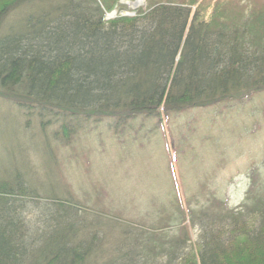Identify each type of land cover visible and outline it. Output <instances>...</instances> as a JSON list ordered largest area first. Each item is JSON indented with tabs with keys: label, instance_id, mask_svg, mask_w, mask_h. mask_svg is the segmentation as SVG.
<instances>
[{
	"label": "trees",
	"instance_id": "16d2710c",
	"mask_svg": "<svg viewBox=\"0 0 264 264\" xmlns=\"http://www.w3.org/2000/svg\"><path fill=\"white\" fill-rule=\"evenodd\" d=\"M193 1L131 16L117 5L108 19L106 0H0V99L43 131L58 127L55 139L69 147L94 114L125 128L264 91V2L247 4L244 17L234 0ZM23 142L15 147L26 156L0 170V264H264L258 168L238 207L213 199L189 218L200 232L196 254L186 250L179 198L158 220L111 210L102 196L87 205L55 148L44 142L35 169Z\"/></svg>",
	"mask_w": 264,
	"mask_h": 264
},
{
	"label": "rangeland",
	"instance_id": "374dc122",
	"mask_svg": "<svg viewBox=\"0 0 264 264\" xmlns=\"http://www.w3.org/2000/svg\"><path fill=\"white\" fill-rule=\"evenodd\" d=\"M106 1L114 3L107 15L111 19L118 15L117 5L128 9L120 15L131 16L157 2L185 4L193 0ZM261 2L264 0H234L233 10L247 17V4ZM211 12L212 8L206 10L205 17ZM11 104L0 99V170L12 160L17 165L26 156L15 147L20 141L30 149L26 148L33 155L34 168L40 169L45 160L43 145L48 142L64 165L68 184L87 205L94 204L95 196H102L111 210L158 220L166 209L169 213L173 200L178 207L179 198V208L188 218L189 253L197 254L200 233L189 218L211 208L213 199L230 209L238 207L249 186V172L258 168L259 176L264 177V91L172 113L161 120L139 117L125 128L116 126L117 119L94 114L96 118L73 136L69 147L60 146L61 140L55 139L58 127L43 131L35 116L26 122L25 112ZM173 212L169 215L178 211ZM178 227L169 232L174 235Z\"/></svg>",
	"mask_w": 264,
	"mask_h": 264
}]
</instances>
